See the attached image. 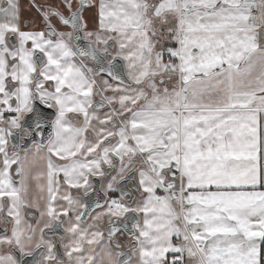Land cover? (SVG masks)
Here are the masks:
<instances>
[{
  "label": "snow or ice",
  "instance_id": "6c2138e0",
  "mask_svg": "<svg viewBox=\"0 0 264 264\" xmlns=\"http://www.w3.org/2000/svg\"><path fill=\"white\" fill-rule=\"evenodd\" d=\"M0 264H264V0H0Z\"/></svg>",
  "mask_w": 264,
  "mask_h": 264
}]
</instances>
